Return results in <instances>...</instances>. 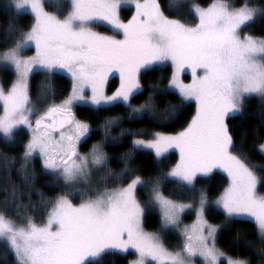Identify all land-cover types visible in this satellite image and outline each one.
<instances>
[{"label":"snow or ice","instance_id":"6c2138e0","mask_svg":"<svg viewBox=\"0 0 264 264\" xmlns=\"http://www.w3.org/2000/svg\"><path fill=\"white\" fill-rule=\"evenodd\" d=\"M125 2L68 0L66 15L60 5L53 4L58 15L46 11L43 0H9V8L17 14L30 9L34 23L23 31L10 22L8 31L13 34V42L0 50V62L12 66L16 77L7 91L0 87V137L12 142L21 126L29 129L22 169L27 173L30 161L38 154L42 167L62 179L69 190L48 202L47 220L40 224L19 212L15 214L19 221L8 215L9 200L5 199L0 207V243L5 246V254L12 253L14 264H101L107 253L126 254L134 249L138 258L130 264H146L148 258L157 264H194L196 256L202 257L204 264H220L225 254L216 246L219 226L209 224L203 217L209 203L204 190L199 192V224L185 229L180 251H169L158 235L143 231L142 218L148 204L161 207L162 227H178L180 214L192 205L165 198L159 190V179L146 181L136 174L138 170L131 166L134 154L151 149L159 160L170 149H176L179 160L164 174L165 178L194 188L198 176L222 169L229 184L215 203L228 220L253 218L261 245L258 251L264 255V194L258 192V187H264V166L258 172L244 154L235 151L226 122L230 115L242 113L245 98H264V37L241 35L244 26L264 18V4L241 0L235 6L230 0H213L201 7L186 0H170V12L179 17L187 8L194 15L197 22L190 24L166 16L158 0H137L135 14L124 23L119 11ZM98 22L111 25L123 38L95 31L92 26ZM32 45L35 55L23 56L22 52ZM165 62H170L173 69L167 85L154 82L143 102L133 105L132 100L145 90L142 70ZM37 67L46 76L64 72L71 79L67 97L48 104L42 111L32 105L28 94L29 74ZM185 69L192 72V82L188 84L180 79ZM116 73L120 85L107 95L104 85ZM50 90L48 81L44 95ZM89 90L91 95L87 94ZM170 92L178 95L181 105L187 101L196 104L194 115L181 130L174 134L153 132L150 139H145L141 138L145 136L143 130L120 128L117 137L111 133L120 127L122 119L107 117L103 122L104 139L88 153L78 152V143L91 128L76 119L73 107L77 103H91L98 108L123 104L129 110L125 118L136 120L161 110L175 115L177 104L169 102L161 109L156 99ZM128 136L132 137L130 147L120 154L124 167L114 173L104 144ZM260 149L264 152V143ZM14 159L4 156V163ZM93 168L103 171L102 184L118 179L127 183L112 189L103 187L74 204L70 189L79 179H87ZM148 183L152 185L149 200L142 203L137 190ZM10 196L15 203V186ZM227 264H251V260L227 257Z\"/></svg>","mask_w":264,"mask_h":264},{"label":"trees","instance_id":"16d2710c","mask_svg":"<svg viewBox=\"0 0 264 264\" xmlns=\"http://www.w3.org/2000/svg\"><path fill=\"white\" fill-rule=\"evenodd\" d=\"M197 3L201 7H206L213 0H186V3ZM241 0H230L235 6L240 4ZM161 10L170 18H180L190 24L196 21L194 15L189 14L188 9L183 10V15L177 16L175 12L169 11L170 0H158ZM253 3L264 4V0H253ZM50 8V6H48ZM121 17L126 19L131 14V8L122 7ZM33 17L28 12L17 14L9 8V0H0V50L11 46L13 34L8 31V25L11 22L17 29L27 31L33 24ZM101 29L107 30L105 27ZM243 30L257 37H264V18H258L253 23L243 27ZM172 73V66L168 63L162 65H153L141 72V82L144 85V91L138 94L133 100V105H139L143 102L150 90L149 86L154 82L162 81L167 85V78ZM0 77L2 85L7 88L13 79V73L7 67H0ZM187 78V75H185ZM51 82L50 93L45 96V84ZM118 83V78L112 76L108 83V90H112ZM71 87L70 79L62 74L56 73L54 76H46L43 71H35L29 79V99L34 107L40 108L41 111L50 103L59 102L67 96ZM51 93H54L52 95ZM157 102L163 109L166 103L177 104L178 110L175 115H170L164 111H158L153 115H147L142 119L128 120L125 114L128 109L123 104L112 106L94 107L86 104H76L73 112L76 118L82 119L90 125L91 131L79 143L81 151H87L93 143L104 139L103 122L107 117H120L122 123L120 127L112 130V136H119L120 128L143 130L145 136L141 138H151L153 132L173 133L181 130L190 121L195 113V104L193 101H187L180 104L179 97L176 93L170 92L167 96H157ZM244 109L242 113L230 115L227 118V124L233 135L237 153L244 154L247 162L254 166L258 172L261 166H264V152L259 149V144L264 141V98L259 95H252L245 98ZM28 133L19 128L16 131L15 138L12 142H5L0 137V207L3 206L5 199L9 200L8 215L14 219L16 212L22 216H31L36 222H41L49 211L48 202L53 201L58 195L69 189L65 188L62 179H57L49 171L43 169L40 158L34 156L30 161L27 173L22 169V155L24 145L27 142ZM132 137H120L116 143L106 142L104 151L109 155V167L114 173H119L124 167L120 162V154L130 147ZM4 156L15 158L7 164L4 163ZM177 153L169 151L161 159L146 149H140L134 154L132 167L138 171L136 174L141 175L146 181L160 180L161 192L170 198L178 200L195 201L199 197L200 190L207 193V198L212 200L226 186L227 176L217 170H214L207 176H198L195 187H187L179 184L174 179L165 178L164 174L177 161ZM103 171L99 170L93 176L91 188L79 192L76 187L70 189L72 202L88 198L95 192L103 190V187H119L127 183V180L118 179L115 183L109 180L106 184L101 183ZM25 176L29 177L25 179ZM16 188L15 203L12 202L10 193ZM151 183L146 187H139L137 198L145 203L149 200V189ZM258 191L264 194V187H258ZM16 204L20 207L17 208ZM206 218L215 224H219V230L216 235L217 246L228 256L233 258H244L251 260V264H262L264 255L259 253L261 247L257 228L252 219L238 217L226 219L224 212L214 203L209 202L205 207ZM185 219L191 218V213L184 215ZM143 226L150 231H157L162 236L167 247L175 248L179 246L178 235L170 229L160 227V219L157 210L153 204H148L143 216ZM6 249L3 243H0V264H14V257L11 252L5 254ZM134 256L132 251L126 254L107 253L102 257L101 264H129V260Z\"/></svg>","mask_w":264,"mask_h":264},{"label":"rangeland","instance_id":"374dc122","mask_svg":"<svg viewBox=\"0 0 264 264\" xmlns=\"http://www.w3.org/2000/svg\"><path fill=\"white\" fill-rule=\"evenodd\" d=\"M43 2H44V4H45V10L46 11H48V12H52V13H55V14H60V13H58L57 11H56V8L53 6V4L55 3V4H58V5H60L61 7H62V11H63V14L64 15H66L67 14V11H68V8H67V2H68V0H43ZM137 2V0H126V2L125 3H123L122 5H121V8L122 7H128V8H131V14L126 18V19H123L122 17H121V12L119 11V17H120V20L122 21V22H124V23H127L129 20H131V18H132V16L135 14V12H136V8H135V3ZM139 2L140 3H143V0H139ZM48 6H50V8L48 7ZM207 7V6H206ZM121 8H120V10H121ZM22 12H28L29 14H31L32 15V17H33V19H34V15L31 13V11H30V9H25V10H23ZM33 23H34V21H33ZM105 27L107 30H104V29H101L100 27ZM93 29L95 30V31H97V32H99V33H101V34H103V35H106V36H113V35H116L117 36V38H120V39H122L123 38V36H122V33H117L113 28H112V26L111 25H109V24H107L106 22H98V23H96V24H94L93 26ZM245 33H248V32H246V31H244L243 30V28H242V32H241V35H243V34H245ZM35 46L34 45H32V46H30L29 48H27L26 50H24L23 52H22V55L23 56H25V57H28V56H33V55H35ZM165 63H168V64H170L171 65V63L170 62H165ZM172 66V65H171ZM0 67H7L8 69H10L11 71H12V73H13V79H12V81H11V83L9 84V86L7 87V88H5L3 85H2V80H1V77H0V87H3L4 89H5V91H7L8 89H10V87H11V85H12V83L14 82V80H15V70H14V68L12 67V66H4L3 65V63L2 62H0ZM173 70V69H172ZM35 71H42L41 69H39L38 67L37 68H34V70L29 74V78H28V83H29V79H30V76H31V74L33 73V72H35ZM198 72L200 73V74H202V72H200V70H198ZM59 73H62V74H64V75H66L69 79H70V77L66 74V73H64V72H59ZM185 75H187V78H185ZM112 76H116L117 78H118V83H117V85L115 86V88L114 89H112V90H108V83H109V80H110V78L112 77ZM180 79L184 82V83H186V84H188V83H191L192 82V72H191V69H185V71H183V72H181L180 73ZM70 81H71V79H70ZM119 85H120V79H119V74L118 73H116V74H113V75H110L109 76V78H108V80H107V82H106V84L104 85V91H105V93L107 94V95H111L118 87H119ZM70 91H71V87H70V90H69V93H70ZM68 93V94H69ZM28 94H29V92H28ZM67 94V95H68ZM87 94L88 95H91V92H90V90L87 92ZM67 97V96H66ZM65 98V97H64ZM63 98V99H64ZM62 99V100H63ZM61 101V100H60ZM59 101V102H60ZM59 102H55V103H59ZM194 102V104H195V101H193ZM77 104H86V105H90V106H93L91 103H83V102H81V103H77ZM47 107V106H46ZM95 107V106H94ZM195 107H196V104H195ZM3 114V105H2V103H0V115H2ZM76 119H78V120H81V121H84V120H82V119H79V118H76ZM32 120H33V122H34V120H35V116H33L32 117ZM85 122V121H84ZM21 128H23L27 133H28V138H27V141H28V139L30 138V135H31V133H30V131H29V129H27L26 127H24V126H21ZM175 132H173V133H166V134H174ZM87 136V135H86ZM85 138V137H84ZM84 138H82V139H84ZM81 139V140H82ZM146 139V138H145ZM148 139H150V138H148ZM81 142V141H80ZM79 142V143H80ZM100 142V141H99ZM27 143V142H26ZM25 143V144H26ZM79 143H78V145H77V150H78V152L79 153H81V154H86V153H88L90 150H91V148H92V146L94 145V144H97L98 142H95V143H93L92 144V146L87 150V151H81L80 149H79ZM262 143H264V141L263 142H261L260 144H259V149H260V145L262 144ZM146 150H148V151H151L153 154H154V152H153V150H151V149H146ZM261 150V149H260ZM169 151H175L176 153H177V161H176V163L178 162V160H179V152H178V150H176V149H170ZM168 151V152H169ZM155 155V154H154ZM35 156H37V157H39V155L38 154H36ZM40 158V157H39ZM40 162H41V159H40ZM175 163V164H176ZM174 164V165H175ZM41 165H42V162H41ZM173 165V166H174ZM173 166H171V168L173 167ZM170 168V169H171ZM44 169V168H43ZM169 169V170H170ZM45 170V169H44ZM168 170V171H169ZM214 170H217V171H220V172H222V173H224L226 176H227V174L222 170V169H214ZM213 170V171H214ZM47 171V170H46ZM98 169H95V168H93L92 170H91V174H90V176L87 178V179H84V178H81V179H79L77 182H76V188L77 189H79V192H82V191H84V190H86L87 188H91V185H92V180H93V176L94 175H96L97 173H98ZM167 171V172H168ZM227 179H228V176H227ZM228 184H229V179H228V181H227V184H226V186L224 187V188H226L227 186H228ZM112 188H115V187H112ZM112 188H109V189H112ZM224 188H223V190H224ZM159 190H160V187H159ZM223 190L215 197V198H213L212 200H209L208 199V201L209 202H212V203H214V204H216L215 203V201L218 199V197L220 196V194L223 192ZM160 192H161V190H160ZM259 192V191H258ZM162 193V192H161ZM260 193V192H259ZM260 194H262V193H260ZM162 195L165 197V198H167V199H170V200H172V201H175V202H177V203H182V204H186V205H188V204H190V205H192L191 207H186L185 209H184V211L180 214V224H179V226L178 227H172V226H168V227H162V209H161V207L159 206V205H156V204H153L154 205V207H155V209L157 210V212H158V215H159V219H160V227L162 228V229H165V228H167V229H170V230H172V231H174L177 235H178V237H179V246L178 247H175V248H170V247H167L166 245H165V243H164V240H163V238H162V236L160 235V233L159 232H157V231H150V230H147V229H145L144 228V226H143V218H142V228H143V231L145 232V233H153V234H156V235H158L159 236V239H160V241H161V243L163 244V246L166 248V249H168L169 251H172V252H175V251H180L181 249H182V247H183V245H184V243H185V235H184V232H185V229L187 228V229H189V230H191L194 226H198V224H199V218H198V210H199V197L195 200V201H191V200H186V201H183V200H178V199H173V198H170V197H168V196H165L163 193H162ZM87 199V198H86ZM81 201L82 200H80V201H78V202H73L74 204H79V203H81ZM206 207V206H205ZM220 208V207H219ZM221 209V208H220ZM222 210V209H221ZM223 211V210H222ZM187 213H191V218H189V219H185V217H184V215L185 214H187ZM48 214V213H47ZM203 217H204V219L205 220H207V222L209 223V224H212V225H217V226H219V224H215V223H212V222H210L207 218H206V215H205V208H204V212H203ZM243 217H246V218H249V219H252L253 220V218H251V217H247V216H243ZM18 221H19V219H17ZM46 220H47V215L45 216V218L41 221V222H36V223H38V224H40V223H43V222H46ZM216 246H217V244H216ZM217 248L220 250V251H222L218 246H217ZM128 251H132L133 253H134V256L129 260V264H130V262L131 261H133V260H136L137 258H138V255H137V253L135 252V250L134 249H129ZM223 252V251H222ZM224 253V252H223ZM225 254V253H224ZM227 257H230V256H228V255H224L223 257H221L220 258V264H227ZM233 258V257H232ZM234 259H244V258H234ZM146 264H157V262H155V261H152L150 258H148V260H147V262H146ZM194 264H204V261H203V258L202 257H199V256H196L195 258H194Z\"/></svg>","mask_w":264,"mask_h":264},{"label":"water","instance_id":"95a60500","mask_svg":"<svg viewBox=\"0 0 264 264\" xmlns=\"http://www.w3.org/2000/svg\"><path fill=\"white\" fill-rule=\"evenodd\" d=\"M75 114V113H74ZM75 117H76V115H75Z\"/></svg>","mask_w":264,"mask_h":264}]
</instances>
